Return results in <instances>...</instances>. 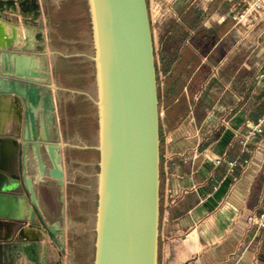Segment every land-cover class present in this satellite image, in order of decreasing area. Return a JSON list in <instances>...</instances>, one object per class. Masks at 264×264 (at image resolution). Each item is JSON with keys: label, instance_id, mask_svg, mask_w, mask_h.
Segmentation results:
<instances>
[{"label": "crops", "instance_id": "obj_1", "mask_svg": "<svg viewBox=\"0 0 264 264\" xmlns=\"http://www.w3.org/2000/svg\"><path fill=\"white\" fill-rule=\"evenodd\" d=\"M255 1L149 0L152 20L153 16L156 19L170 18L169 27L164 32V47L176 48L171 53L173 58L169 66L165 65V93L169 98L166 109L182 95L189 103L174 127H169L165 119L158 264H264V229L257 230L247 223L248 214L264 211V132L255 136L249 134L252 126L264 116V4L253 10L248 19L237 21L234 18L235 13L247 7L250 12ZM83 2L88 5L87 0ZM42 3L45 7V0ZM22 19L20 13L5 11V16L0 18V30L10 35L17 25L23 38L25 25ZM177 28L182 34L179 40L172 37ZM37 31L35 27L28 41L17 38L9 49L21 52L26 47L25 52L34 53L35 59L25 60L23 66L40 71L45 60L53 63L57 52L51 50L50 40H47L46 54L37 49L40 43L34 37ZM0 40L5 43L4 37ZM16 62L13 58L14 66ZM214 65H218L219 73L209 78ZM176 79L181 80L182 86L172 91L171 85ZM197 94L199 97L195 99ZM13 100L21 104L24 117V103L18 95L0 94V136L4 138L7 135L14 138L7 129L12 114L19 111ZM91 100L95 104L92 97ZM59 121L57 117L56 125L48 127L52 141L61 138L64 143H70L68 150L73 154L70 160L90 165L89 160L79 157L88 153L99 154L94 147L97 143H89L82 133L77 140L67 139ZM41 122L40 117L39 132L42 131ZM20 137L15 138L19 140ZM12 147L15 151L8 159L0 148V173L15 175L19 158L28 166L35 158L36 175L38 162L32 152L29 150L18 157V146L12 144ZM62 153L66 188L69 183L83 189L90 188L76 178L70 180L64 146ZM217 159H223L222 164H217ZM99 160L100 157L96 161L98 166ZM231 160L238 162L233 171L228 168ZM44 178L45 182L39 180L35 183L39 209L45 220L53 223L58 219L52 213L55 202L45 187L50 184L59 188V185L49 175ZM35 219L39 221L37 215ZM12 223L10 220L0 221V235H7ZM62 227L65 231L62 254L57 243L38 223L29 225L32 230H27L30 236L32 232L42 233L37 262L22 255L17 263L9 264H66L72 228L67 216L62 220ZM17 231H13L14 237Z\"/></svg>", "mask_w": 264, "mask_h": 264}, {"label": "water", "instance_id": "obj_2", "mask_svg": "<svg viewBox=\"0 0 264 264\" xmlns=\"http://www.w3.org/2000/svg\"><path fill=\"white\" fill-rule=\"evenodd\" d=\"M87 1L95 49L90 57L98 84V96L93 100L98 108L99 142L94 147L100 157L94 264H158L160 108L148 0ZM0 10V18L5 11L29 14L27 23L38 28L37 49L47 53L42 0H0ZM18 36L16 27L10 35L0 30V39L5 38V43L0 40V94H16L23 100L22 134L19 140H12L18 155L29 150L33 153L38 171L31 176L27 167L21 168L27 194L12 189L16 179L18 183L16 175L0 173V218L22 224L15 237L0 238V264L17 263L22 255L37 262L41 234L32 232L30 236L25 224L41 223L60 254L65 248L62 220H45L35 189L36 181L45 182L46 175L55 178L62 191L66 188L62 146L71 144L61 138L52 141L48 133V127L57 121L59 85L54 83L53 88L49 59L40 71L23 66L25 60L35 59V54L9 49ZM40 112L44 115V134L37 129ZM3 140L0 136V143ZM61 201L65 202L63 194Z\"/></svg>", "mask_w": 264, "mask_h": 264}, {"label": "rangeland", "instance_id": "obj_3", "mask_svg": "<svg viewBox=\"0 0 264 264\" xmlns=\"http://www.w3.org/2000/svg\"><path fill=\"white\" fill-rule=\"evenodd\" d=\"M46 6L44 13L43 31L51 43V50H55L54 61L52 63V73L54 83L61 86L56 90L59 100L58 115L60 125L66 138L77 140L79 133L85 136L89 143L99 142L98 127V108L93 104L92 98L98 96V84L96 80L95 63L91 55L95 53L93 45V31L89 6L83 0H45ZM150 11V5L148 0ZM47 8V9H46ZM162 13V12H161ZM159 13V15H165ZM151 17V12H150ZM169 17V16H168ZM170 24V18L151 19L156 66L158 78L159 108H160V135H161V178H162V138L165 128V111L169 102L165 93V65L172 60L171 53L175 47H164L166 45L164 32ZM174 48V49H173ZM62 53L65 56H62ZM73 90L85 91L79 94ZM18 113H13L10 118L12 121L8 126V133L15 137L22 134L23 112L21 104L15 103ZM5 123V122H4ZM2 126L0 127V129ZM5 138L13 137L7 135ZM68 147L65 148V156L70 180L82 181L90 188L83 189L77 185L68 184L65 191L61 188L47 184L45 190L50 193L55 202L52 213L58 218L63 206L66 208L68 223L72 222L69 232L68 254L65 257L66 264H94L97 208H98V185H99V166L96 161L99 154L88 153L84 158L91 162L90 165H81L70 160ZM77 155V153H76ZM69 156V158H67ZM77 160V159H76ZM33 163V164H32ZM29 163V174L35 175L34 161ZM14 191L19 190L20 186L17 179L12 186ZM65 195V202L59 200V196ZM162 189L160 184V217L163 208ZM66 216L63 220L66 219ZM9 219L0 218L1 222ZM13 221V220H12ZM21 226L20 222L13 221L9 227L7 235H0V238L11 237ZM29 227V225H27ZM26 226V227H27ZM42 234V233H41ZM160 239V237H159Z\"/></svg>", "mask_w": 264, "mask_h": 264}, {"label": "built area", "instance_id": "obj_4", "mask_svg": "<svg viewBox=\"0 0 264 264\" xmlns=\"http://www.w3.org/2000/svg\"><path fill=\"white\" fill-rule=\"evenodd\" d=\"M264 4V0H257L252 6V9L250 12H248L249 7L245 8L242 11H238L237 13L234 14V18L237 21H241L243 18H249L253 10H258L262 7ZM251 7V6H250ZM219 73V67L218 65H214L211 69V73L209 78L216 77ZM199 95H195V99H198ZM264 132V116L256 123L254 126H252L250 135L255 136L256 134L263 133ZM223 159H217L216 163L217 164H222ZM236 160H231L228 161V168L229 171H233L235 166L237 165ZM237 179L234 177V180ZM247 223L249 227H255L257 230H262L264 229V211L262 212H252L247 215Z\"/></svg>", "mask_w": 264, "mask_h": 264}, {"label": "trees", "instance_id": "obj_5", "mask_svg": "<svg viewBox=\"0 0 264 264\" xmlns=\"http://www.w3.org/2000/svg\"><path fill=\"white\" fill-rule=\"evenodd\" d=\"M182 34L180 32V28H177L174 34H172V37L176 40H179V37H181ZM182 86V82L180 79H176L172 85L171 89L172 91L178 90ZM189 107L188 100L185 95H182L180 99L171 104L165 111V119L167 121V124L169 127H174L177 122L180 120V118L185 114Z\"/></svg>", "mask_w": 264, "mask_h": 264}, {"label": "bare ground", "instance_id": "obj_6", "mask_svg": "<svg viewBox=\"0 0 264 264\" xmlns=\"http://www.w3.org/2000/svg\"><path fill=\"white\" fill-rule=\"evenodd\" d=\"M17 9H19V6H18V8ZM19 11V10H18ZM16 13H20V12H16ZM21 14V13H20ZM22 15V14H21ZM23 16V19H22V21H23V23H24V25H25V29H24V37L22 38L21 37V35L19 34V27L17 26V25H15L14 27H16L17 28V31H18V38H21V39H25V41H28V40H30V38H31V36L33 35L32 34V30L33 29H35V27L36 26H33V25H30V24H28L27 23V21H29L30 20V18H29V14H25V15H22ZM243 20V19H242ZM245 20V19H244ZM37 28V27H36ZM34 37H36V35L34 34ZM36 39L37 40H39L37 37H36ZM40 41V40H39ZM26 48V47H25ZM26 50H24L23 49V51H21V52H25ZM26 53V52H25ZM27 54V53H26ZM28 54H31V53H28ZM32 54H34V53H32ZM15 59V58H14ZM12 62H13V59H12ZM14 66V65H13ZM53 88H54V82H53ZM42 116H44L43 115V112H40L39 113V118L41 117V118H43ZM38 121H39V119H38ZM38 123V122H37ZM42 131H43V134L45 133V127H44V125H45V122H44V119H42ZM38 125V124H37ZM38 133L40 134V132L38 131ZM64 143V142H63ZM12 144H14L13 143V140H11L10 138H4V140H3V142L2 143H0V145H1V152L3 153V155L5 156V158H9V156H12L13 155V151H15V148H13L12 147ZM65 178H66V170H65ZM65 184H66V181H65ZM0 185H3V183L2 182H0ZM10 221H12V220H10ZM29 225V224H28ZM25 229H27V230H32L31 228H29L28 226L25 228ZM36 233V232H35ZM46 245V244H45ZM47 248V247H46Z\"/></svg>", "mask_w": 264, "mask_h": 264}, {"label": "flooded vegetation", "instance_id": "obj_7", "mask_svg": "<svg viewBox=\"0 0 264 264\" xmlns=\"http://www.w3.org/2000/svg\"><path fill=\"white\" fill-rule=\"evenodd\" d=\"M18 157H19V155H18ZM34 162H35V158H34ZM47 164H49V163H47ZM24 167H27L28 168V164H25L24 161H23V159L22 158H19L18 161H17V169H16L15 175L18 177V184L20 186L19 190H17V193H20V194H25V193L27 194L26 187L23 184V180H22V170H21V168L24 169ZM30 175L31 176H34L32 174H30ZM28 198H29V202H31L29 195H28ZM59 200H61V196H59ZM60 212L61 213L59 214V217H58L57 220H63L64 219V217H62V211H60ZM65 216H66V208H65Z\"/></svg>", "mask_w": 264, "mask_h": 264}]
</instances>
